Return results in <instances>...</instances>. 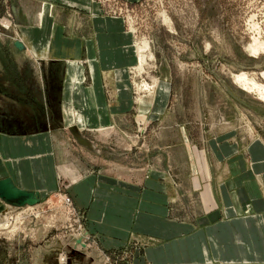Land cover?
I'll return each mask as SVG.
<instances>
[{"label":"crops","instance_id":"0c3cea01","mask_svg":"<svg viewBox=\"0 0 264 264\" xmlns=\"http://www.w3.org/2000/svg\"><path fill=\"white\" fill-rule=\"evenodd\" d=\"M49 1L41 0L40 23L21 28L45 69L46 83L36 84L32 97L40 106L35 128L29 129L25 85L0 87V181L10 179L41 199L65 182L74 203L86 211L91 232L106 238L120 235L116 230L122 227L125 234L140 235L154 264H264V143L243 146L235 130L224 128L196 155L186 127L161 119L170 107L169 94L158 95L157 106L153 98L138 106L126 77L136 57L120 23L95 13L90 0H62L61 8ZM76 6L89 10L80 15ZM12 92L16 96L10 98ZM57 118L65 126L55 130L51 123ZM137 119L150 129V164H119L115 170L110 156L105 158L104 131L132 132L141 125ZM175 126L187 173L175 166L174 135L172 144L169 136L156 139ZM66 129L91 142L100 138L101 147L77 149L69 143L71 154L81 149L91 154L86 164L78 157L64 160L60 135ZM162 148L166 165L151 154ZM194 200L200 210L187 218L175 210Z\"/></svg>","mask_w":264,"mask_h":264},{"label":"rangeland","instance_id":"374dc122","mask_svg":"<svg viewBox=\"0 0 264 264\" xmlns=\"http://www.w3.org/2000/svg\"><path fill=\"white\" fill-rule=\"evenodd\" d=\"M56 1L49 3L55 8L65 4ZM90 1L89 8L95 7V13L115 19L128 34L136 61L127 68V85L138 99V106L153 99L157 106L158 95L169 94L170 107L161 119L186 127L196 155L203 154L213 134L224 128L235 130L243 146L264 143V96L237 81L238 76L246 75L264 86V0ZM43 6L41 0H0V87L25 85L29 129L40 123L36 120L40 106L32 97L38 91L36 84H44L46 79L42 81L45 69L25 44L21 28L40 23ZM84 8L76 6L73 10L81 15L89 10ZM144 41L149 49L142 67L136 50ZM256 44L263 46L254 54L250 47ZM12 93L10 98L16 96ZM138 121L141 125L132 132L104 131L105 158L113 161L110 167L115 170L119 164L130 168L135 163L144 168L150 164V129L142 125L144 121ZM53 122L55 130L65 126L62 118ZM64 131L60 139L68 148L66 155L62 148L66 162L78 157L86 164L91 155L82 149L71 154L69 143L77 149L101 147L99 137L91 142V138L88 141L82 135L74 137L70 130ZM171 132L156 139L160 142L169 136L172 144L174 135L178 141L175 166L187 173L180 127L175 126ZM151 154L158 155L159 164H167L164 148ZM194 201L193 206L185 204L175 210L187 218L190 212L200 210L198 201ZM86 216V211L74 203L65 182L57 191L40 197L33 207H18L0 199V264H154L147 258V242L140 235L125 234L121 227L116 230L120 235L99 238L90 231Z\"/></svg>","mask_w":264,"mask_h":264},{"label":"water","instance_id":"95a60500","mask_svg":"<svg viewBox=\"0 0 264 264\" xmlns=\"http://www.w3.org/2000/svg\"><path fill=\"white\" fill-rule=\"evenodd\" d=\"M0 199L10 205L15 206H33L40 201V195L37 192H28L15 187L10 179L0 181Z\"/></svg>","mask_w":264,"mask_h":264},{"label":"bare ground","instance_id":"6f19581e","mask_svg":"<svg viewBox=\"0 0 264 264\" xmlns=\"http://www.w3.org/2000/svg\"><path fill=\"white\" fill-rule=\"evenodd\" d=\"M262 46L263 45H261V44H256L254 46H251L250 50L254 54H257L258 52H260L259 50H261ZM148 49H149V43L147 41H144L142 44L137 46L136 56H138V58L140 59V64H141L142 67H143V65L145 64V62H146V60L148 58L147 55L145 54ZM262 75L264 77V73H262ZM237 81L242 86H244L246 89L252 90V91L254 90V91H256V93L258 92L259 95H261V96L263 95L264 96V86H262V87L259 86L254 80L249 79L248 76L240 75V76L237 77ZM146 87H148L147 84H146ZM164 102H162V103H164ZM162 107H163V105L161 106V108Z\"/></svg>","mask_w":264,"mask_h":264}]
</instances>
